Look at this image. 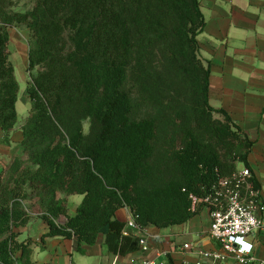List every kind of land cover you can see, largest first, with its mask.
<instances>
[{"label":"trees","instance_id":"1","mask_svg":"<svg viewBox=\"0 0 264 264\" xmlns=\"http://www.w3.org/2000/svg\"><path fill=\"white\" fill-rule=\"evenodd\" d=\"M14 6L0 0L6 135L18 122L20 91L10 28L28 29L27 70L37 74L26 88L32 110L22 153L0 176V264H34L35 248L53 237L74 240L84 253L104 235L109 252L125 257L141 239L124 234L120 209L142 230L185 225L198 214L191 196H204L239 164L251 170L253 142L209 103L199 0H36L26 12ZM74 195L83 201L71 217ZM34 199L48 231L39 241L21 240L31 221L26 203Z\"/></svg>","mask_w":264,"mask_h":264},{"label":"crops","instance_id":"2","mask_svg":"<svg viewBox=\"0 0 264 264\" xmlns=\"http://www.w3.org/2000/svg\"><path fill=\"white\" fill-rule=\"evenodd\" d=\"M199 2L205 18L204 31L198 37L199 57L205 65L210 64V106L215 111L226 112L248 140L253 142L248 162L254 178L264 191V0ZM16 29L23 31L25 39L15 38L14 44L18 42L17 46H25V54L28 55L29 31L26 27ZM12 40L10 33L9 49L13 44ZM10 61L15 68L16 60L11 51ZM28 64L29 60L22 70L27 69ZM27 73L25 79L29 85L31 76L36 75L37 71ZM20 93L21 87L16 105L18 122L15 130L6 135L0 129V176L8 169L12 159L22 153V128L28 118L19 121V116L20 111L28 109L30 115L32 102L26 89L22 95ZM216 118L223 120V116L219 114ZM243 168L245 165L239 164L237 169ZM82 201L83 196L68 197L69 216L76 215ZM260 215L264 219V212ZM132 216L128 208H122L116 213V218L125 224ZM66 221L65 217H60L58 224L64 225ZM210 225L208 210L201 208L185 225L166 229L151 226L142 231L130 230L129 236L146 241L149 252L143 253L139 249L125 257L109 252L104 235L99 236L96 245L85 246L84 253L75 251L74 240L63 237L46 238L44 244L35 248L33 261L35 264H142L144 259H157L163 264H196L198 256L185 251L183 245L197 244L207 250L218 249L217 244L208 236ZM47 231L45 222L37 218L20 230L19 239L39 241ZM251 240L256 246L257 259L263 260L264 231Z\"/></svg>","mask_w":264,"mask_h":264},{"label":"built area","instance_id":"3","mask_svg":"<svg viewBox=\"0 0 264 264\" xmlns=\"http://www.w3.org/2000/svg\"><path fill=\"white\" fill-rule=\"evenodd\" d=\"M254 176L248 168H243L229 178L219 182L204 196H191L192 210L198 213L206 208L211 225L209 238L218 249L207 250L200 245L185 244L183 249L195 253L199 261L196 264H264L256 257V246L252 237L264 231V191L253 182ZM130 230L142 231L134 217L126 223L124 234ZM140 250L149 252L144 239L140 241ZM115 264V263H114ZM142 264H163L157 259H144Z\"/></svg>","mask_w":264,"mask_h":264},{"label":"rangeland","instance_id":"4","mask_svg":"<svg viewBox=\"0 0 264 264\" xmlns=\"http://www.w3.org/2000/svg\"><path fill=\"white\" fill-rule=\"evenodd\" d=\"M35 1L36 0H14V3H15L14 10L17 12L29 11L33 8ZM16 28H18V27H16ZM16 28L12 27L9 29V33H11V35L13 37V40H12L13 44L11 45L9 50L12 52V54L14 55V58L16 60V62H14L15 63V74H16L17 80H18L20 87H21L20 95H22L23 90L26 89V87L28 86V82L25 79V75L28 74L27 73L28 68L25 70L24 69L22 70V67L24 66V64H26L28 62V55L25 54L26 53L25 46H22V47H20V45L17 46L16 44H18V42H16L14 44L15 38L25 39L23 31L18 30ZM15 52H16V54H15ZM29 111H30V109H28L26 111H20L19 121H23L24 119H27L28 115H29ZM84 128H85V131L88 132V128H89L88 123L85 124ZM15 157H17V156H15ZM74 196L79 197L78 195H74ZM26 208L29 211L31 220H37V218L41 219L42 214H43V209L40 207L39 203L35 201V199L28 201L26 203ZM71 211H73V208L71 209ZM21 229H23V228H21ZM33 263L35 264L34 261H33Z\"/></svg>","mask_w":264,"mask_h":264}]
</instances>
